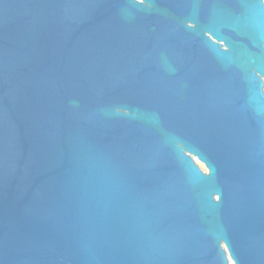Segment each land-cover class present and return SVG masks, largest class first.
<instances>
[{
    "label": "water",
    "instance_id": "95a60500",
    "mask_svg": "<svg viewBox=\"0 0 264 264\" xmlns=\"http://www.w3.org/2000/svg\"><path fill=\"white\" fill-rule=\"evenodd\" d=\"M0 264H264V0H0Z\"/></svg>",
    "mask_w": 264,
    "mask_h": 264
},
{
    "label": "flooded vegetation",
    "instance_id": "af4514ba",
    "mask_svg": "<svg viewBox=\"0 0 264 264\" xmlns=\"http://www.w3.org/2000/svg\"><path fill=\"white\" fill-rule=\"evenodd\" d=\"M201 166H203V165H201ZM204 167V166H203Z\"/></svg>",
    "mask_w": 264,
    "mask_h": 264
}]
</instances>
